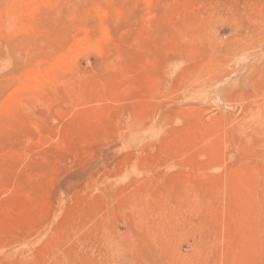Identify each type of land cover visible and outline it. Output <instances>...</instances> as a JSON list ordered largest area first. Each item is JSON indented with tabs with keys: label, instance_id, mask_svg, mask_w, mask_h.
<instances>
[{
	"label": "rangeland",
	"instance_id": "374dc122",
	"mask_svg": "<svg viewBox=\"0 0 264 264\" xmlns=\"http://www.w3.org/2000/svg\"><path fill=\"white\" fill-rule=\"evenodd\" d=\"M0 264H264V0H0Z\"/></svg>",
	"mask_w": 264,
	"mask_h": 264
},
{
	"label": "bare ground",
	"instance_id": "6f19581e",
	"mask_svg": "<svg viewBox=\"0 0 264 264\" xmlns=\"http://www.w3.org/2000/svg\"><path fill=\"white\" fill-rule=\"evenodd\" d=\"M48 82V81H47ZM41 83V82H40ZM41 85V84H40ZM198 209V208H197ZM196 210V209H195ZM198 211H199V209H198ZM198 214V213H197ZM203 214H206L205 212L203 213ZM205 217H206V215H205ZM206 219H207V217H206ZM170 221V220H169ZM197 226H199V225H197Z\"/></svg>",
	"mask_w": 264,
	"mask_h": 264
}]
</instances>
